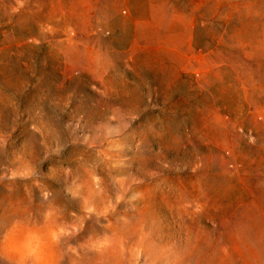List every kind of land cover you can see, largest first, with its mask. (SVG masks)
Wrapping results in <instances>:
<instances>
[{
	"label": "rangeland",
	"instance_id": "1",
	"mask_svg": "<svg viewBox=\"0 0 264 264\" xmlns=\"http://www.w3.org/2000/svg\"><path fill=\"white\" fill-rule=\"evenodd\" d=\"M16 220L50 264H264V0H0Z\"/></svg>",
	"mask_w": 264,
	"mask_h": 264
},
{
	"label": "clouds",
	"instance_id": "2",
	"mask_svg": "<svg viewBox=\"0 0 264 264\" xmlns=\"http://www.w3.org/2000/svg\"><path fill=\"white\" fill-rule=\"evenodd\" d=\"M44 247L41 237L24 222H14L0 237V252L15 256L16 264H47Z\"/></svg>",
	"mask_w": 264,
	"mask_h": 264
},
{
	"label": "bare ground",
	"instance_id": "3",
	"mask_svg": "<svg viewBox=\"0 0 264 264\" xmlns=\"http://www.w3.org/2000/svg\"><path fill=\"white\" fill-rule=\"evenodd\" d=\"M220 91H221V93H222V96H223V100H222V102L224 103V104H227L226 106H225V110L227 111V112H229V113H231V114H233L234 116H235V119H236V121L238 122L239 120H240V114L241 113H243V109L241 108L242 107V105L240 104V102H242V100L240 101V95L238 96V95H236L235 93H234V91L233 90H230L231 88H228L226 85H225V80H224V78H220ZM178 85V84H177ZM182 87V86H181ZM233 88V87H232ZM229 92H233L232 94L231 93H229ZM219 102V101H218ZM245 106V105H244ZM223 110V109H222ZM249 125V124H248ZM247 125V126H248ZM255 135H257V133L255 134ZM256 141H259V138H256ZM245 152V151H244ZM13 200V199H12ZM12 203V202H11ZM86 203H88V202H86ZM18 204L19 203H17V205L16 206H18ZM13 205V204H12ZM24 206V205H23ZM22 206V207H23ZM95 206V205H94ZM20 207V206H19ZM87 208H88V205L86 206ZM12 209V208H11ZM13 210V209H12ZM49 211H50V209H48ZM89 210H90V208H89ZM94 210V209H93ZM49 211H47V212H49ZM51 211H53V210H51ZM92 211V210H91ZM10 213H11V211H10ZM51 213H53V212H51ZM51 213H50V215H51ZM97 213V212H96ZM56 214H58V213H56ZM98 214V213H97ZM26 215H27V213H26ZM59 215H60V213H59ZM59 215H57V216H59ZM80 215V214H79ZM18 216V215H17ZM53 216V215H52ZM61 216V215H60ZM46 217H48V215L47 216H45V218ZM60 218V217H59ZM67 218V217H66ZM81 218V217H80ZM20 219H23V217L22 218H20ZM37 219V218H36ZM50 219H53L52 217L50 218ZM55 219V218H54ZM57 219V218H56ZM55 219V220H56ZM88 219V218H87ZM38 220V219H37ZM62 220V219H61ZM80 220V219H79ZM24 221V220H23ZM45 221V220H44ZM78 221V220H77ZM76 221V222H77ZM81 221V220H80ZM15 222H17V220L15 221ZM19 222V221H18ZM34 222V221H33ZM52 222V226L55 224V222L56 221H54V224H53V221H51ZM59 222V221H58ZM60 223V222H59ZM65 223H67V222H65ZM71 223V222H70ZM58 224V223H57ZM57 224H55L56 226H57ZM69 224V223H68ZM67 224V225H68ZM77 224V223H76ZM63 225V224H62ZM41 226V225H40ZM43 226V225H42ZM55 226V227H56ZM60 226H61V224H60ZM66 226V225H65ZM36 227V226H35ZM47 227H48V225H47ZM54 227V226H53ZM58 227V226H57ZM64 227V226H63ZM39 228H41V227H39ZM50 229H51V227H49ZM59 228V227H58ZM65 228V227H64ZM67 228V227H66ZM76 228V227H75ZM44 229H46V227H44ZM72 229V232H73V228H71ZM71 229H69L70 231H71ZM52 230H54V228H52ZM60 231H62L61 230V228H60ZM77 231V230H76ZM75 231V232H76ZM63 232V231H62ZM66 232H67V234H68V231L66 230ZM71 232V233H72ZM78 232V231H77ZM60 234H62V233H60ZM60 234H58L59 236H61ZM65 235V234H64ZM77 235V234H76ZM53 236V235H52ZM56 236H57V234H56ZM66 237L68 236V235H65ZM74 236V235H73ZM48 237V236H47ZM51 238V237H50ZM57 238V237H56ZM68 238H69V236H68ZM76 238V237H75ZM64 239V238H63ZM63 239H61V240H63ZM46 240V239H45ZM56 240V239H55ZM58 240H59V237H58ZM58 240H56L57 241V243H58ZM51 241V243H53L52 241L53 240H50ZM49 241V242H50ZM62 241H60V243H61ZM64 243V242H63ZM60 245H62V243L60 244ZM59 245V246H60ZM66 245V243L63 245V246H65ZM67 245H68V243H67ZM46 246H47V244H46ZM49 246V245H48ZM59 246H58V248H57V250L59 249ZM70 246V245H69ZM52 248H53V246H51ZM50 247V248H51ZM72 247V246H71ZM70 247V248H71ZM81 247V246H80ZM89 247V246H88ZM48 248V247H47ZM68 248V247H67ZM70 248H68L67 250H68V252H70L69 251V249ZM79 248V247H78ZM78 248H77V250H78ZM83 248H85V247H83ZM90 248V247H89ZM66 249V248H65ZM73 249V248H72ZM79 249H81V248H79ZM71 250V249H70ZM77 250H75V251H77ZM82 250V249H81ZM84 251V250H83ZM82 251V252H83ZM61 252V251H60ZM81 252V251H80ZM56 253V252H55ZM58 253V252H57ZM59 254V253H58ZM76 254V253H75ZM1 255V254H0ZM54 255V254H53ZM57 255V254H56ZM62 254H59V257L61 256ZM71 255V254H70ZM63 256V255H62ZM76 256H78L79 257V254H77ZM0 258H2V256L0 257ZM13 259L15 258V257H12ZM116 258V257H115ZM115 258H113V259H115ZM3 260L4 259H6V258H2ZM17 259V258H16ZM8 259H6V261H7ZM10 260V259H9ZM9 260L7 261V262H9ZM53 260V259H52ZM55 260H57L56 258H55ZM112 260V259H111ZM49 261H51L50 259H49ZM75 261V260H74ZM113 261V260H112ZM3 262H5V261H3ZM16 262V261H15ZM64 262V261H63ZM11 263L13 264V262H12V260H11ZM47 263H48V261H47ZM51 263V262H50ZM50 263H48V264H50ZM53 264H55L54 262H52ZM6 264V263H5ZM8 264V263H7ZM10 264V263H9ZM57 264V263H56ZM119 264V263H118Z\"/></svg>",
	"mask_w": 264,
	"mask_h": 264
}]
</instances>
